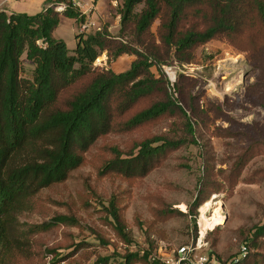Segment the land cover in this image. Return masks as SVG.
<instances>
[{
  "label": "trees",
  "instance_id": "16d2710c",
  "mask_svg": "<svg viewBox=\"0 0 264 264\" xmlns=\"http://www.w3.org/2000/svg\"><path fill=\"white\" fill-rule=\"evenodd\" d=\"M70 1L47 0V7L34 16L0 12V264H12L10 253L25 249L31 236L61 225H81L75 214H60L31 225L21 223L20 218L33 211V201L42 191L64 184L84 167L87 153L100 138L117 128L131 132L164 117L179 115L186 121V139L155 136L134 142L127 152L110 147L111 157L96 167L101 178L112 174L145 177L168 152L197 143L194 124L185 109L198 112L195 97L183 94L180 78L176 85L179 97H175L163 66L192 64L196 51L213 40H225L255 58L259 55L257 44L264 39V0H122L118 39L104 27L99 32L78 34L76 49L70 50L54 35L62 18L78 23L85 20L74 8L64 12L54 8ZM105 51L110 61L123 55L135 60L120 74L94 68ZM24 56L35 66L31 76H23ZM117 119L123 120L116 125ZM205 185L191 209L194 215L212 195L210 188L216 186L209 180ZM119 202L113 195L101 211L116 235L130 243ZM175 212L168 209L164 214ZM262 238L264 225L242 245L248 253L238 263L232 261L240 253L230 263L211 258L218 264H258ZM98 240L102 246L110 242L100 236ZM72 247L63 257L56 250H47L43 264L66 261L82 245ZM251 248L257 251L253 256ZM150 255L149 250L142 256L98 254L96 264H150ZM112 257L120 261H112Z\"/></svg>",
  "mask_w": 264,
  "mask_h": 264
},
{
  "label": "rangeland",
  "instance_id": "374dc122",
  "mask_svg": "<svg viewBox=\"0 0 264 264\" xmlns=\"http://www.w3.org/2000/svg\"><path fill=\"white\" fill-rule=\"evenodd\" d=\"M121 2H105L110 15L108 21H99L115 39L120 31ZM156 29L157 24L153 31ZM78 34L72 21L63 19L57 39L74 50ZM263 40L257 44L259 55L255 58L225 40H213L196 51L192 64L173 62L163 66L165 75V70L171 69L177 76L175 86L169 85L175 97H179L176 87L179 78L183 94L195 97L198 112L185 109L194 124L197 143H187L168 152L145 177L112 174L101 178L96 167L111 157L110 147L127 152L134 142L155 136L186 139V121L179 115L164 117L131 132L117 128L100 138L87 153V164L74 171L64 184L37 195L33 211L20 218L21 223L31 225L48 222L56 215L75 214L80 217L81 225H61L31 236L25 249L10 253L11 263L43 264L47 250H56L63 257L72 252L74 244L82 248L66 259L67 264H96L98 254L142 256L145 250L153 254L161 247L169 249L168 254L174 256L177 248L192 242L198 221L204 223V217L213 224L208 228L215 227L208 231L207 254L221 263H230L237 257L246 240L264 225ZM134 60V56L123 55L110 61L105 51L93 67L120 74L128 71ZM22 62L23 76H31L34 64L26 56ZM153 71L159 76L158 68L154 67ZM122 120L117 119L115 124ZM206 180L216 186L210 188L212 195L198 206L194 215L191 209L202 189L206 190ZM113 195L120 198L119 207L130 243L121 240L104 220L102 205H108ZM207 202L210 205L205 207ZM168 209L178 212L165 215ZM216 217L222 219L218 224ZM98 236L110 241L109 244L102 246ZM261 241L264 244V238ZM255 253L251 248L249 254ZM259 253L258 264H264V247ZM112 259L120 261L119 257Z\"/></svg>",
  "mask_w": 264,
  "mask_h": 264
},
{
  "label": "built area",
  "instance_id": "2783aa9c",
  "mask_svg": "<svg viewBox=\"0 0 264 264\" xmlns=\"http://www.w3.org/2000/svg\"><path fill=\"white\" fill-rule=\"evenodd\" d=\"M99 0H71L67 4L57 5L54 8L59 12H64L67 8L71 7L80 12V16L85 17L83 22L78 23V33L88 34L102 31L100 22L92 19V14L96 11V3ZM103 2L115 3V0H100ZM168 77L169 85L174 87L177 82V76L171 69L165 70ZM214 223V221H213ZM213 225L204 217V223L199 220L197 224L196 236L188 245L181 246L174 251V256H170L169 249L161 247L155 253L151 254L148 258L150 264H218L214 258L207 254V235L208 231L214 230V226L208 228L207 226ZM246 247H241L240 255L232 261L238 263L247 255ZM144 254V252H143ZM56 264H67L66 261L58 262Z\"/></svg>",
  "mask_w": 264,
  "mask_h": 264
},
{
  "label": "crops",
  "instance_id": "0c3cea01",
  "mask_svg": "<svg viewBox=\"0 0 264 264\" xmlns=\"http://www.w3.org/2000/svg\"><path fill=\"white\" fill-rule=\"evenodd\" d=\"M95 5H96V11L92 14V19L97 21V23L99 21L101 22L108 21V17L110 14L109 13L107 14L106 3L99 0ZM46 7H47V0H0V12H5L8 15L28 14L30 16H34L42 12ZM63 19H69V18H62V20ZM70 20L72 21L75 29H78V21H76L75 19H70ZM59 27L54 33L56 38ZM75 42H76V37H75ZM76 46H77V42H76Z\"/></svg>",
  "mask_w": 264,
  "mask_h": 264
},
{
  "label": "bare ground",
  "instance_id": "6f19581e",
  "mask_svg": "<svg viewBox=\"0 0 264 264\" xmlns=\"http://www.w3.org/2000/svg\"><path fill=\"white\" fill-rule=\"evenodd\" d=\"M207 205L205 207H208L210 205L209 202L206 203ZM217 205V204H216ZM219 206V205H218ZM208 210V209H207ZM217 215V214H216ZM204 220V219H203ZM207 220V219H206ZM222 221L221 217H216V223H220ZM203 223V222H202Z\"/></svg>",
  "mask_w": 264,
  "mask_h": 264
}]
</instances>
